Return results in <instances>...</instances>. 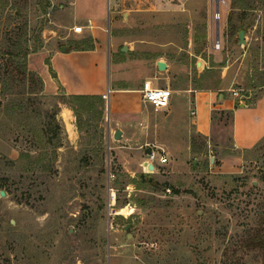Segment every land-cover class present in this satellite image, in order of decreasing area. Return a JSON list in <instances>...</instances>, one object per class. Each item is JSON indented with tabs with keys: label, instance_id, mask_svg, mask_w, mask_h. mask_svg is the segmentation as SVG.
<instances>
[{
	"label": "rangeland",
	"instance_id": "obj_1",
	"mask_svg": "<svg viewBox=\"0 0 264 264\" xmlns=\"http://www.w3.org/2000/svg\"><path fill=\"white\" fill-rule=\"evenodd\" d=\"M94 1L108 18L110 86L135 85L162 58L169 89L247 103L264 94V0H108V17L107 1ZM70 2L0 0V264H264L251 243L264 236V138L235 151L230 120L217 115L213 152L180 168L178 98L170 114L148 106L118 126L101 96H65L50 56L87 39L73 32ZM75 9L97 10L91 0ZM147 150L167 163L146 172ZM226 156L240 164L222 172Z\"/></svg>",
	"mask_w": 264,
	"mask_h": 264
},
{
	"label": "crops",
	"instance_id": "obj_2",
	"mask_svg": "<svg viewBox=\"0 0 264 264\" xmlns=\"http://www.w3.org/2000/svg\"><path fill=\"white\" fill-rule=\"evenodd\" d=\"M107 17H108V0ZM72 21L82 27L87 35L85 44L80 48L63 46L64 51L54 52L50 56L51 77L56 88H61L65 96H101L106 94V109L109 119L115 125L138 122L148 105L141 100V91L149 88L169 87L173 76L172 63L160 58L147 67L142 80L133 86H110L108 71L110 52L107 43V21L102 6L91 0L92 14H79L75 9V0L70 2ZM80 34V33H79ZM106 44H105V43ZM157 61L165 63V69L159 71ZM54 75V76H53ZM168 109L173 111L175 97L183 115L184 134H188L184 151L180 154L179 167L187 166L191 155L206 157L213 152L211 142L215 118L221 111L232 112L231 141L235 151H248L264 138V94L255 102L229 98L222 92L209 89L171 88ZM247 100V97H245ZM162 111V110H161ZM194 112L191 115V112ZM217 113V114H215ZM215 114V115H214ZM122 134V131H121ZM124 135V132H123ZM192 137H199L204 143L200 147L191 144ZM202 148V150H200ZM194 160H198L194 158ZM222 172H229L240 163L238 156H226L221 160ZM196 162V161H195ZM230 168V169H228Z\"/></svg>",
	"mask_w": 264,
	"mask_h": 264
},
{
	"label": "built area",
	"instance_id": "obj_3",
	"mask_svg": "<svg viewBox=\"0 0 264 264\" xmlns=\"http://www.w3.org/2000/svg\"><path fill=\"white\" fill-rule=\"evenodd\" d=\"M218 16L219 14H218V9H217L216 18H218ZM73 32L76 34L81 33L82 27L80 26L73 27ZM171 94H172L171 90L167 87L149 88V89H144L141 91V100L143 103L152 107L156 111L165 110L169 105ZM232 94L233 96H237V93L235 91H233ZM106 97H107L106 94L102 95L103 99H106ZM190 114L193 115L194 112L192 111ZM155 159H157V161L162 165L167 163L166 155H164L163 153L155 154L154 152L151 151L150 155H148V159H146L143 164V169L146 172L149 171L147 169L148 164L153 165L152 161ZM167 191L169 192V190Z\"/></svg>",
	"mask_w": 264,
	"mask_h": 264
},
{
	"label": "trees",
	"instance_id": "obj_4",
	"mask_svg": "<svg viewBox=\"0 0 264 264\" xmlns=\"http://www.w3.org/2000/svg\"><path fill=\"white\" fill-rule=\"evenodd\" d=\"M72 98L74 99H78V100H84V99H97L98 101L102 102L100 100V96H85V95H81V96H71ZM91 106H89L90 108ZM217 114V113H215ZM214 114V115H215ZM219 116L221 117L222 115H227V117L229 118L230 120V125H231V122H232V112L231 111H221L220 113H218ZM213 118H215L213 116ZM199 138V137H198ZM193 142L191 141V144ZM177 193V191H175ZM252 243V246H254L255 248H264V236L263 237H260V236H256L255 238L253 237V240L251 241Z\"/></svg>",
	"mask_w": 264,
	"mask_h": 264
},
{
	"label": "water",
	"instance_id": "obj_5",
	"mask_svg": "<svg viewBox=\"0 0 264 264\" xmlns=\"http://www.w3.org/2000/svg\"><path fill=\"white\" fill-rule=\"evenodd\" d=\"M238 41H239V43H242L243 42V32L242 31H240L239 33H238ZM61 51H64V49H63V47L61 48ZM121 52H125V47H123L122 49H121ZM165 63L163 62V61H157L156 62V67H157V69L159 70V71H163L164 69H165ZM54 76V75H53ZM113 138L115 139V140H119L120 138H121V131L119 130V129H117V130H115L114 131V135H113ZM146 153H147V155H150V153H151V151H146ZM147 169L149 170V171H153L154 170V167H153V165H151V164H148V167H147ZM4 191H1L0 192V196L1 197H4Z\"/></svg>",
	"mask_w": 264,
	"mask_h": 264
},
{
	"label": "bare ground",
	"instance_id": "obj_6",
	"mask_svg": "<svg viewBox=\"0 0 264 264\" xmlns=\"http://www.w3.org/2000/svg\"><path fill=\"white\" fill-rule=\"evenodd\" d=\"M121 213H122V214H127V215H129V214L132 213V209H131V208H128V207H125V208H123V209L121 210Z\"/></svg>",
	"mask_w": 264,
	"mask_h": 264
}]
</instances>
